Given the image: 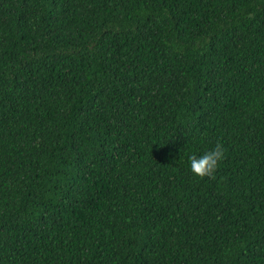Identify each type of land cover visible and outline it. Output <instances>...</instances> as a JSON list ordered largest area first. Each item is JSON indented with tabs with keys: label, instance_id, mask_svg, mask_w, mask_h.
I'll return each instance as SVG.
<instances>
[{
	"label": "trees",
	"instance_id": "16d2710c",
	"mask_svg": "<svg viewBox=\"0 0 264 264\" xmlns=\"http://www.w3.org/2000/svg\"><path fill=\"white\" fill-rule=\"evenodd\" d=\"M0 264H264V0H0Z\"/></svg>",
	"mask_w": 264,
	"mask_h": 264
},
{
	"label": "clouds",
	"instance_id": "9594fccd",
	"mask_svg": "<svg viewBox=\"0 0 264 264\" xmlns=\"http://www.w3.org/2000/svg\"><path fill=\"white\" fill-rule=\"evenodd\" d=\"M226 149L222 142L217 141L215 146L206 151L203 155H191L189 157L190 170L195 177L203 179L208 177L214 179V173L219 163L225 158Z\"/></svg>",
	"mask_w": 264,
	"mask_h": 264
}]
</instances>
